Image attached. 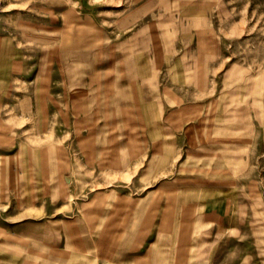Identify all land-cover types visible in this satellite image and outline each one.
<instances>
[{"label":"rangeland","instance_id":"rangeland-1","mask_svg":"<svg viewBox=\"0 0 264 264\" xmlns=\"http://www.w3.org/2000/svg\"><path fill=\"white\" fill-rule=\"evenodd\" d=\"M217 202L264 264V0H0V264H185Z\"/></svg>","mask_w":264,"mask_h":264},{"label":"crops","instance_id":"crops-1","mask_svg":"<svg viewBox=\"0 0 264 264\" xmlns=\"http://www.w3.org/2000/svg\"><path fill=\"white\" fill-rule=\"evenodd\" d=\"M198 210L193 227L184 232L186 239L181 238L186 242L180 243L176 253L185 264H210L224 251L232 234L229 213L219 202Z\"/></svg>","mask_w":264,"mask_h":264}]
</instances>
